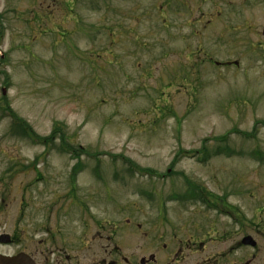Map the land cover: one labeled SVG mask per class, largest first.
Instances as JSON below:
<instances>
[{
    "label": "rangeland",
    "instance_id": "1",
    "mask_svg": "<svg viewBox=\"0 0 264 264\" xmlns=\"http://www.w3.org/2000/svg\"><path fill=\"white\" fill-rule=\"evenodd\" d=\"M4 108L45 143L57 138L44 148L0 116V163H34L9 189L29 206L23 221L53 223L46 206L95 193L91 211L126 207L134 257L156 252V231L169 250L194 227L218 240L211 254L246 235L264 250V161L252 155L264 154V0H18L0 26ZM60 139L82 154L73 178ZM190 187L225 211L170 197Z\"/></svg>",
    "mask_w": 264,
    "mask_h": 264
},
{
    "label": "flooded vegetation",
    "instance_id": "2",
    "mask_svg": "<svg viewBox=\"0 0 264 264\" xmlns=\"http://www.w3.org/2000/svg\"><path fill=\"white\" fill-rule=\"evenodd\" d=\"M17 1L0 0V26L3 20L7 22L17 18ZM33 171L32 159L21 163L18 158L10 157L0 163V256L12 258L23 253L27 262L30 260L33 264H185V256L180 251L186 248L190 251L187 257L188 260L190 256L189 264H264V250L258 240L254 239L251 246L253 253L249 258L243 257L241 251L244 245L241 239L235 238L230 239L235 240V243L224 249V254H211L208 252L207 242L211 244V240H218L198 238L195 234L200 228L195 227L191 228L193 232L186 241L173 238L169 250L167 246L163 249L160 247L164 240L162 233L154 231L152 240L156 252L138 258L126 254V232H129L126 225L131 224L126 220V207L114 208L107 201V205L101 206V209L95 207L91 211L89 203L97 198L93 195L95 193L79 196V202L73 198L72 203H79L75 206L66 204L67 196L62 197L65 201L60 200L62 202L59 206H46L47 217L55 219L53 223L47 224V221L42 220L38 227L30 214L23 221L24 218L20 215L29 206L19 205L15 197L13 200L8 199L11 192L9 189L13 187L12 181L18 173L28 174ZM28 186L29 183L26 187ZM14 187L17 191L18 186ZM28 212L33 214L29 210ZM120 215L124 217L120 218ZM136 226L139 228L140 223H136ZM38 231L42 236L36 239L35 233ZM141 235L143 238L148 237V232H141ZM232 251L236 253H231ZM228 256L230 257L227 258Z\"/></svg>",
    "mask_w": 264,
    "mask_h": 264
},
{
    "label": "water",
    "instance_id": "3",
    "mask_svg": "<svg viewBox=\"0 0 264 264\" xmlns=\"http://www.w3.org/2000/svg\"><path fill=\"white\" fill-rule=\"evenodd\" d=\"M242 243L243 244H250V245L254 244L250 237H245L242 240ZM20 257H21V255L11 259V258H6V257H3V256H0V264H27V259L26 258L22 259Z\"/></svg>",
    "mask_w": 264,
    "mask_h": 264
},
{
    "label": "trees",
    "instance_id": "4",
    "mask_svg": "<svg viewBox=\"0 0 264 264\" xmlns=\"http://www.w3.org/2000/svg\"><path fill=\"white\" fill-rule=\"evenodd\" d=\"M46 141H48V139Z\"/></svg>",
    "mask_w": 264,
    "mask_h": 264
}]
</instances>
